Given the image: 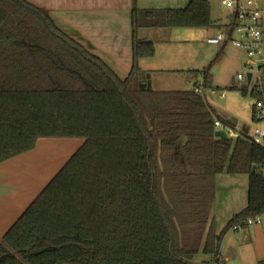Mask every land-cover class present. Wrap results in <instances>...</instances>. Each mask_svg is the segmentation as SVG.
I'll use <instances>...</instances> for the list:
<instances>
[{"label": "trees", "instance_id": "1", "mask_svg": "<svg viewBox=\"0 0 264 264\" xmlns=\"http://www.w3.org/2000/svg\"><path fill=\"white\" fill-rule=\"evenodd\" d=\"M132 22L133 66L122 79L46 10L0 0V162L41 137L85 138L4 235L0 264H193L200 251L210 256L203 264H223L224 233L264 214V144L243 130L217 136V118L233 124L194 88L139 87L138 61L156 47L137 30L217 25L209 1L135 6ZM235 24L232 15L226 29ZM201 72L212 87L210 68ZM224 171L248 174V198L217 233L210 217Z\"/></svg>", "mask_w": 264, "mask_h": 264}, {"label": "crops", "instance_id": "2", "mask_svg": "<svg viewBox=\"0 0 264 264\" xmlns=\"http://www.w3.org/2000/svg\"><path fill=\"white\" fill-rule=\"evenodd\" d=\"M26 1L46 10L63 32L100 57L122 79L129 75L133 66L134 29L132 12L134 7L137 6L141 9L185 7H169V5H172V1L175 2L176 0ZM252 1L253 5L259 6L257 0ZM231 20L232 11L230 10L226 20H215L219 26L216 30L197 31V33L203 34V37L207 38L214 36L225 30ZM177 27L181 26H143L137 30V36L140 39L153 41L156 47L153 56L141 57L138 61L142 71L139 77L140 85L146 84L157 72L169 71L170 61L173 62L175 67L184 65L186 62L178 54L172 53L171 55L160 56L163 59L161 63L158 55V46L171 43L173 41L172 34L174 35L173 29ZM183 27L194 28L199 26ZM207 43L218 45L217 48L212 47L211 49L214 51L219 49L218 57L225 56L227 46L230 44V42L209 43L208 41ZM234 48L237 49H235V52L240 51L246 56L244 49L237 46H234ZM211 50L209 49L206 56H213L214 51L211 53ZM165 63H167V66ZM196 69L198 68L194 66L190 68V70ZM254 104L252 106L253 119H257L254 114ZM217 115L222 117L218 113ZM84 142L85 138L81 137H41L32 149L0 162V241ZM241 210L236 211L234 215ZM256 226L250 231V240L253 242L257 237H260L264 242V222ZM220 257L222 261L228 258V256L224 257L222 253ZM259 258V261H263L264 254L260 255ZM209 260L205 259L201 263L203 264L204 261Z\"/></svg>", "mask_w": 264, "mask_h": 264}, {"label": "rangeland", "instance_id": "3", "mask_svg": "<svg viewBox=\"0 0 264 264\" xmlns=\"http://www.w3.org/2000/svg\"><path fill=\"white\" fill-rule=\"evenodd\" d=\"M209 1L212 18L216 21L226 20L230 9L222 4V0ZM188 2L189 0L172 1V5L169 7L187 6ZM257 4L264 9V0H257ZM218 27L217 24L210 27L181 26L174 28V35L172 34L173 37H171L173 41L158 46V55L160 57L172 53L178 54L186 62L184 65L175 67L170 61L169 71L157 72L150 78L152 89H193L196 85H202L204 87L202 94L216 110V113L230 121L233 117L238 119L237 124L231 126L234 132L242 135V129L247 128L248 133L252 135L256 127L264 129V119H253L252 106L256 99L250 92L244 95L240 90L242 85L248 86L247 83L238 80L239 73L245 74L247 72V55L244 56L240 51L235 52V45L233 46L230 42L225 51V56L218 57L219 49L211 50L212 47L217 48L218 45L208 44L207 37L197 33V31L216 30ZM209 49L211 53L214 51L213 56H206ZM162 62L163 59H161ZM165 65L167 66V63ZM192 66L198 68L196 69L198 73L195 72L196 70H190ZM205 68H210L213 87L204 86L205 77L201 71ZM234 84L237 87H234ZM222 93H225L224 97L221 96ZM247 198V174H233L224 171L216 176L215 199L210 217V224L213 225L215 232L220 233L223 230L234 213L246 205ZM262 222H264V216ZM259 224H245L239 229L230 228L224 233L221 241V253L228 258L223 260V264H264V260L259 261L260 255L264 254L262 238L257 237L253 242L250 240V231ZM205 259L209 260L210 256L200 251L194 256L192 263L202 264L201 262Z\"/></svg>", "mask_w": 264, "mask_h": 264}, {"label": "built area", "instance_id": "4", "mask_svg": "<svg viewBox=\"0 0 264 264\" xmlns=\"http://www.w3.org/2000/svg\"><path fill=\"white\" fill-rule=\"evenodd\" d=\"M252 0H222V4L232 11L235 17L236 24L233 28L220 31L214 36L208 37L209 43L231 42L233 45L245 50L247 55V72L239 73L238 80L248 84L250 90H255L262 94L260 99L255 102L256 118L264 119V41H263V20L264 9L252 4ZM230 30V31H229ZM248 73H251L250 80ZM245 85H242L243 87ZM194 91L198 93L204 92L202 85H196ZM225 93L222 94L224 96ZM217 129H224L227 136H241L234 132L230 125H225L224 122L217 118L215 120ZM244 131V129H242ZM252 141L264 144V129L256 127L253 134L250 135ZM264 214L250 216L244 220V225L261 223ZM242 223H237L233 229L242 227Z\"/></svg>", "mask_w": 264, "mask_h": 264}, {"label": "water", "instance_id": "5", "mask_svg": "<svg viewBox=\"0 0 264 264\" xmlns=\"http://www.w3.org/2000/svg\"><path fill=\"white\" fill-rule=\"evenodd\" d=\"M250 78H251V73H248V79L250 80ZM139 87H140V89L147 88L148 90H151L152 89L151 80L149 79L146 84L145 83L141 84V85H139ZM231 122H232V124H237L238 119L236 117H233ZM244 131L247 132L248 129L245 128ZM215 134L217 136L221 137V138H226L227 137V134H226L224 129H217ZM255 168H256V165L253 166V171L255 170Z\"/></svg>", "mask_w": 264, "mask_h": 264}]
</instances>
